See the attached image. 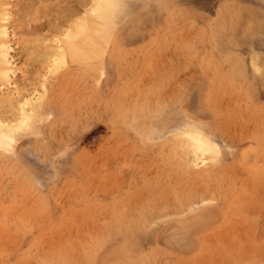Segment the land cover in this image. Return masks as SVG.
I'll return each mask as SVG.
<instances>
[{"label": "rangeland", "instance_id": "rangeland-1", "mask_svg": "<svg viewBox=\"0 0 264 264\" xmlns=\"http://www.w3.org/2000/svg\"><path fill=\"white\" fill-rule=\"evenodd\" d=\"M83 1L0 0L15 70L0 117L46 90L0 151V264H264V0H128L54 77L36 54ZM183 124L216 161L195 165Z\"/></svg>", "mask_w": 264, "mask_h": 264}, {"label": "bare ground", "instance_id": "bare-ground-1", "mask_svg": "<svg viewBox=\"0 0 264 264\" xmlns=\"http://www.w3.org/2000/svg\"><path fill=\"white\" fill-rule=\"evenodd\" d=\"M82 1L80 0L81 3H82ZM84 1L86 3L85 6L87 7V10L85 11V15L83 13L84 17L82 19L80 18L81 20L78 19L80 21H75L71 25H69L68 27L66 26L67 29L65 31L61 32L62 35H61L60 39L57 40V43H55V47L53 49L51 48L52 50H49V52L50 51L51 52L49 53L47 51L48 53L46 52L47 55L45 56L44 52H40L39 51L40 53H38V51L36 50L37 53H38V54H36V57H39V56L43 57L44 56V58H46L48 56V54H49V56H50V57L48 56L50 58L49 62H51V63L47 62L48 63V69H49L48 72L51 75L53 74L52 76H54V74L57 73V71L61 70L65 66H67L68 60L70 58L73 59V61H78L79 57L80 58L81 57L87 58V56H89V55H87V51L83 50L84 49L83 47H88L89 48V43L88 42L90 41L89 37H90V31H91L90 22H94V23L98 24V26L101 28V30H103L106 33L110 29L111 25H115V24H113V22H117L119 20L120 17L117 19V21H114V18L117 15L120 16L121 13L124 12V11L121 12L122 8L127 10L126 2H127V4L131 3L128 0H84ZM36 2L37 1H35V2L33 1L34 5H36ZM18 4H22V3H18ZM38 4L39 3L37 2V5ZM82 4L84 6V3H82ZM18 7H21L19 9L24 10V8H22L23 6H21V5L19 6L18 5ZM5 9L7 10V8H5ZM9 14H10L9 11L6 12L5 10H3V12L0 13V66H1L0 67V81H3V83H5V84H10L11 85V83H12V82H10V81H12L11 80V78H12L11 74H14L15 70H13V67H12L14 62L11 61L13 59V56H11L12 55L11 54L12 47H11V45H9V40H7V38H9L10 34L8 33V28L6 27V25H2L1 24V22L2 23L5 22V21L8 22V18H10V16H11ZM74 15H75V13H74ZM95 21H97V22H95ZM59 26H60V24H59ZM112 28H111V30H112ZM109 33H110V31H109ZM111 35H112V33H111ZM81 38L83 39L82 40L83 41L82 49L79 48V43H78V40L81 39ZM34 56H35V54H34ZM40 59L42 60V58H40ZM46 59H45V62H46ZM254 66H255V64H254ZM54 77H56V76H54ZM54 77H52V78H54ZM49 79H50V77H49ZM56 79H58V77ZM47 80L48 79H46V81ZM45 91L46 90H44L43 93H41L39 95L36 94L35 96H33V98H26L25 100H23L25 103H24V105L22 104L23 106H21L22 107L21 113H20V110H19L20 115L18 114V116H19L18 119L17 118L16 119L15 118H13V119L10 118V120H8V119L4 120V118L2 119V117H0V151L1 150L8 151V149L11 147V142L12 141L17 139L18 136H22V134L24 135V133L27 132V131H28V133H30V130H32L31 129L32 127H30V125H32V123L36 119H38V117H40V120H41L42 115L40 114V112H41L40 110H41L42 104H44V101H45V99H44L45 96H46L45 95L46 94ZM3 97H5V96H3ZM6 97H8V96H6ZM17 97H18V95H17ZM11 98L13 99V97H11ZM11 98H9V99H11ZM9 99H7V101H6L7 103H9L8 102ZM21 101L22 100H20V102ZM23 101H22V103H23ZM11 103L15 104L16 101H15V103H13V102H11ZM19 104H21V103H19ZM19 104H17V105H19ZM6 105L7 104H5L3 107L1 106V108H5ZM25 107H30L29 108L30 111H26L27 108L25 109ZM7 108H9V106H7L6 109ZM39 114H40V116H39ZM37 122H39V121H37ZM34 123H36V122H34ZM187 125L188 126H186V125L183 126L184 128L186 126L185 129L181 128L182 126H180V130L183 129V131L180 132V133H182L181 134L182 136L180 135V137L184 138L183 146L188 150L187 153H190L194 157L193 161L195 162V165L196 166H198L199 164L205 165L208 161H211V160L216 161L215 158H217L219 150H217V148L215 147V145L213 144L211 139L204 133V131L201 128H198V127H196V126H194L192 124H187ZM176 129H178V128H176ZM177 131H179V130H177ZM33 132H35V131H33ZM175 144L177 145V143H175ZM159 224H161V222H159ZM156 226H157V223H156ZM158 227H159V225H158ZM149 228H150V226H149ZM155 228L158 229L157 227H155ZM152 229H154V226L152 227ZM156 229H155V231H156ZM152 235H155V234H153V232H152L151 236ZM152 239H153V237H152Z\"/></svg>", "mask_w": 264, "mask_h": 264}]
</instances>
